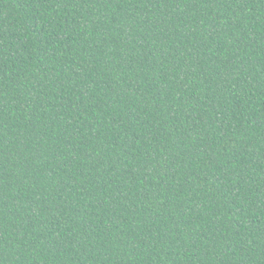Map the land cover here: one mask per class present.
I'll return each instance as SVG.
<instances>
[{"label":"trees","instance_id":"obj_1","mask_svg":"<svg viewBox=\"0 0 264 264\" xmlns=\"http://www.w3.org/2000/svg\"><path fill=\"white\" fill-rule=\"evenodd\" d=\"M0 264H264V0H0Z\"/></svg>","mask_w":264,"mask_h":264}]
</instances>
